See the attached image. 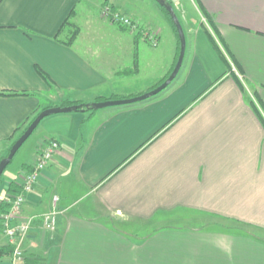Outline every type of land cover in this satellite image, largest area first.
Instances as JSON below:
<instances>
[{
    "label": "crops",
    "instance_id": "1",
    "mask_svg": "<svg viewBox=\"0 0 264 264\" xmlns=\"http://www.w3.org/2000/svg\"><path fill=\"white\" fill-rule=\"evenodd\" d=\"M84 1L0 0V92L19 94L0 96V161L43 110L134 97L173 71L178 40L157 5L107 0L155 31L154 47ZM198 1L243 87L226 69L214 73L224 62L203 27L206 48L153 99L44 119L0 187L3 198L44 144L59 143L22 207L19 222L32 220L24 264H264V123L250 104L264 117V0ZM70 15L79 35L67 44ZM55 209L47 230L43 217ZM177 211L191 213L190 228L138 229ZM213 219L224 228H209Z\"/></svg>",
    "mask_w": 264,
    "mask_h": 264
},
{
    "label": "rangeland",
    "instance_id": "2",
    "mask_svg": "<svg viewBox=\"0 0 264 264\" xmlns=\"http://www.w3.org/2000/svg\"><path fill=\"white\" fill-rule=\"evenodd\" d=\"M116 1L119 3V5L122 2L123 3L127 2L130 5L132 4V2H135L136 5L141 6V7L143 6L145 8V10H146V8H151L152 7L151 6L152 4L150 5V3H154L155 5H157L161 9L160 5L154 0H143V1H141V0H138V1H134V0H116ZM173 4H174V8L176 10V13L178 14V16H179V18L181 20V23H182V25L184 27V30H185V33H186V37H187L186 55H185V59H184V63H183L182 69H181V73H184V71L187 70L190 57H192L193 54L198 52V46L200 48H206V46L202 42V35L203 34H199L198 31L199 30H204L203 26H206L207 22L205 21V19L203 17V14L201 12L198 0H177V2L173 1ZM84 5L87 6L88 8H90V9H92V10H94V8H95L96 12L98 13V15L100 13V7L103 6L102 8H104L106 5H109V6L112 7V4L108 3L107 0H85L84 1ZM136 8H138V7H136ZM117 9H119V8H117ZM148 10L149 9H147V11ZM117 11L120 12L122 15H124L121 12V9H119ZM101 12H102V9H101ZM100 16L102 17L101 14H100ZM124 16H126V15H124ZM132 20H134V19H132ZM112 24L124 28V26H122L119 23H112ZM139 25L141 26V29L140 30H134V31H138V33L141 34L142 37H143V32L142 31H145V30L151 31L150 29H148L146 27L142 28V25H141L140 22H139ZM153 33H155L157 35V38H158V34L155 31ZM174 33H175V31H174ZM177 34L178 33H175V35L177 37V40H178L179 36ZM168 43H169L168 40L164 39V43L161 45V47L163 46V50H162L163 51V56L165 55V51L168 50ZM213 57H215V56H213ZM215 63H216V66L215 65H213V66H215L214 68H215L216 72H214V73L220 74L221 68L228 70L227 66H225V64L221 63L219 60H217ZM138 83H140V82H138ZM156 87H158V86H156ZM156 87L152 88L149 91H145L144 93H141L140 95H137V96L144 95V94L152 91ZM137 96H134V97H137ZM134 97H130V98H134ZM130 98H125V99H130ZM153 98L154 97H152L151 99H153ZM113 100H120V99H113ZM116 108L117 107H109V108H105V109H102V110L116 109ZM111 111H113V110H111ZM37 135H38V133H37V131H35L34 134L23 145L24 147L22 146V148L19 150V152L15 156L14 160L12 161V163L8 166V168L3 173L2 182H3L4 179H6V177L8 175L16 174L17 167L22 162V159H23L24 155L28 156L29 153L32 152L31 151L32 150L31 149L32 148V144L37 139ZM191 217H192L191 213L190 212L187 213L186 211H177V212L171 213V214L169 212L168 213H162V215H160V217H158V219L156 218V220L153 223L141 224V225H143V227L139 226L138 229L143 231L144 237L151 236L153 232L157 233L160 230L176 229V230H180L181 231V230H185L187 228H190V225H187V223H185L183 220L186 219V218H191ZM221 224H224V223L213 219V220H210V225H212V226L209 227V228H214L215 229V228H218V226L221 225ZM216 225H218V226H216ZM229 226L230 225H226L225 226L226 229H228ZM219 227H220V229L224 228L223 225H221ZM23 249H24V246H23Z\"/></svg>",
    "mask_w": 264,
    "mask_h": 264
},
{
    "label": "built area",
    "instance_id": "3",
    "mask_svg": "<svg viewBox=\"0 0 264 264\" xmlns=\"http://www.w3.org/2000/svg\"><path fill=\"white\" fill-rule=\"evenodd\" d=\"M101 15L104 19L110 21L111 23H119L132 30L141 29V26L137 21L122 15L109 5L102 8ZM142 32L144 39L149 41L154 47L158 46V38L156 34L147 30ZM58 150L59 143L56 140H49L46 144H44L37 162L27 174L23 175L21 184L23 187L22 192L14 199L10 211L3 216V232L0 234V250L3 247L2 237H4L7 240V244L12 245L14 249L12 255L10 256L11 264L25 263L23 243L30 232L32 220L29 219L27 221L19 222L22 207L26 201L27 195L34 190L39 177L49 166ZM58 214L59 212L55 209L44 215V226L47 230L53 231L56 229Z\"/></svg>",
    "mask_w": 264,
    "mask_h": 264
},
{
    "label": "water",
    "instance_id": "4",
    "mask_svg": "<svg viewBox=\"0 0 264 264\" xmlns=\"http://www.w3.org/2000/svg\"><path fill=\"white\" fill-rule=\"evenodd\" d=\"M154 1H156L161 7H163L169 13L177 29V33L179 36L180 52H179V56L177 59V63L173 71L169 75V77L163 83H161L158 87L153 89L152 91L144 95L134 97V98L122 99V100L121 99L120 100H107L103 102H95V103L81 104V105H71V106H65V107H62V106L51 107V108L43 110L29 124V126L23 132V134L14 142V144L12 145L9 151L8 156L4 157L0 161V179L3 173L5 172V170L7 169V167L10 165V163L14 159V157L19 152V150L28 141V139L34 134V132L36 131V129L39 127V125L44 119L52 115H56V114L81 112V111H85L88 109L101 110V109H105L109 107H119V106H125V105H131V104L144 102V101L150 100L152 97L159 95L160 93H162L163 91H165L167 88H169L172 85V83L177 79L182 69L183 63H184L186 49H187V37H186L184 27L181 23V20L178 14L176 13L174 6L171 3L167 2V0H154Z\"/></svg>",
    "mask_w": 264,
    "mask_h": 264
},
{
    "label": "trees",
    "instance_id": "5",
    "mask_svg": "<svg viewBox=\"0 0 264 264\" xmlns=\"http://www.w3.org/2000/svg\"><path fill=\"white\" fill-rule=\"evenodd\" d=\"M167 2L171 3L174 6L172 0H167ZM199 6H200L201 12L204 15V18H205V20L207 22V25L206 26H203V27H204V29L206 31L207 36L210 39V42L212 43V45L214 46V48L218 52L221 60L227 66L228 71L239 82V84L241 85V87H243L242 82L239 79V75L234 71L233 65L236 66V63H234V61H231L230 59H228V57L226 56V54L222 51V49H221V47H220V45H219V43H218V41L216 39L217 38V35L215 33L214 26H213V23H212L211 18L208 17L207 13L203 10V8L200 5V3H199ZM112 7H113L114 10H116V8L113 5H112ZM161 9L168 16L169 20L171 21V24H172V27H173L175 33H177V29H176V27H175V25H174V23H173L170 15H169V13L163 7H161ZM62 27H68L69 29H71L70 41L67 44H72L76 40V38L78 37V35H79V28L71 21V15H70V17H68V19L65 21V23H64V25ZM178 45H179V47H178L179 51L178 52H180V42L179 41H178ZM236 68L238 69L237 66H236ZM238 72H240V71H238ZM39 73L41 74V76L43 78L47 79V76H46V74L44 72H42V71L39 70ZM15 95H19V94L18 93H3V92H0V96H15ZM250 104L254 107V110L257 112V114L261 118V121L264 123V117L262 116L260 110L257 108L254 100L250 99ZM62 107H65V105H62ZM85 111H93V110L88 109V110H85ZM26 129H27V127L20 133L19 137L23 134V132ZM10 149H11V147H10ZM10 149H9V151H10ZM9 151L6 154V156H8ZM1 184H2V177L0 179V187H1ZM22 190H23L22 185L19 182H17V181H13L7 187L5 196L3 198L0 197V234L3 232V222H2L3 216L10 211V209H11V207L13 205L14 199L17 197L18 194H20L22 192ZM13 250H14L13 249V246L10 245V244H7L6 246L2 247V249L0 250V256H2L5 253L8 254V255H12Z\"/></svg>",
    "mask_w": 264,
    "mask_h": 264
}]
</instances>
